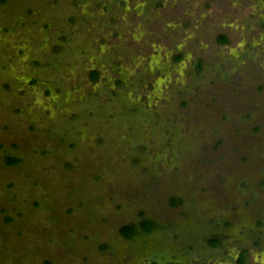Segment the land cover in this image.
I'll list each match as a JSON object with an SVG mask.
<instances>
[{"label":"rangeland","instance_id":"374dc122","mask_svg":"<svg viewBox=\"0 0 264 264\" xmlns=\"http://www.w3.org/2000/svg\"><path fill=\"white\" fill-rule=\"evenodd\" d=\"M241 257L264 264V0H0V264Z\"/></svg>","mask_w":264,"mask_h":264},{"label":"trees","instance_id":"16d2710c","mask_svg":"<svg viewBox=\"0 0 264 264\" xmlns=\"http://www.w3.org/2000/svg\"><path fill=\"white\" fill-rule=\"evenodd\" d=\"M219 39L224 41V40H226V36L220 35ZM92 76H93V78L96 77V71H92ZM14 159L15 158L9 157V161H14ZM154 224H155L154 221L151 220L150 218H147V217L143 218L139 222L140 228L144 231L151 230L154 227ZM121 231L125 236L131 237L138 232V228L136 227L135 223L126 224V225H123L121 227ZM208 242L212 245H217L219 243V238L218 237H211L208 239ZM239 263L240 264L244 263V261L242 260V257L239 259Z\"/></svg>","mask_w":264,"mask_h":264}]
</instances>
